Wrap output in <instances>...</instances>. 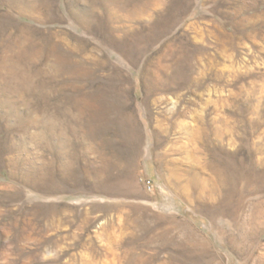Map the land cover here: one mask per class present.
<instances>
[{"label": "rangeland", "instance_id": "374dc122", "mask_svg": "<svg viewBox=\"0 0 264 264\" xmlns=\"http://www.w3.org/2000/svg\"><path fill=\"white\" fill-rule=\"evenodd\" d=\"M0 264H264V0H0Z\"/></svg>", "mask_w": 264, "mask_h": 264}]
</instances>
